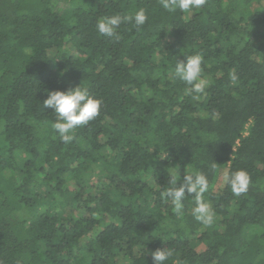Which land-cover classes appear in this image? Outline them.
<instances>
[{
	"label": "trees",
	"instance_id": "trees-1",
	"mask_svg": "<svg viewBox=\"0 0 264 264\" xmlns=\"http://www.w3.org/2000/svg\"><path fill=\"white\" fill-rule=\"evenodd\" d=\"M59 1L0 0V264H153L157 249L165 264H264V0ZM140 9L139 30L98 33ZM196 54L199 94L175 76ZM77 86L99 115L64 143L43 101ZM195 173L211 227L194 197L177 214L164 195Z\"/></svg>",
	"mask_w": 264,
	"mask_h": 264
},
{
	"label": "clouds",
	"instance_id": "clouds-1",
	"mask_svg": "<svg viewBox=\"0 0 264 264\" xmlns=\"http://www.w3.org/2000/svg\"><path fill=\"white\" fill-rule=\"evenodd\" d=\"M206 0H162L163 7L168 11L176 9L188 11L195 7L203 6ZM148 16L144 9H140L133 15H113L100 20L96 24L98 33L106 37L118 38L117 29L123 23L131 22L137 27V30L145 24ZM202 56L190 55L183 60H177L175 64V76L184 84L189 86L191 93H203L205 82L202 76ZM232 82L237 80L235 72L230 73ZM101 102L93 98L86 88L77 86L66 91H50L47 98L43 101V107L51 109L56 115L57 120L53 124L58 132L60 139L64 143L73 140V131L77 127L87 125L99 115ZM231 185L234 194L240 195L247 192L249 176L243 170H240L230 177L226 178ZM177 180L173 178L172 183ZM208 179L203 173L185 175L183 182L177 187L170 188L165 192V197L170 199L175 207L177 214L182 212L183 200L187 195L194 197L195 207L192 215L205 227H211L214 223L215 213L207 201L204 199V193L208 191ZM171 255L170 252L157 249L151 253L153 264H165Z\"/></svg>",
	"mask_w": 264,
	"mask_h": 264
},
{
	"label": "rangeland",
	"instance_id": "rangeland-1",
	"mask_svg": "<svg viewBox=\"0 0 264 264\" xmlns=\"http://www.w3.org/2000/svg\"><path fill=\"white\" fill-rule=\"evenodd\" d=\"M65 6H66V2L65 1L61 0V1L58 2V7L64 8ZM68 211H69V208L66 209V213H68Z\"/></svg>",
	"mask_w": 264,
	"mask_h": 264
}]
</instances>
